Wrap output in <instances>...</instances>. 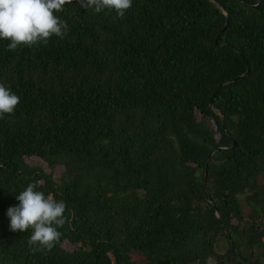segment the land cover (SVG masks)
<instances>
[{
    "label": "trees",
    "instance_id": "1",
    "mask_svg": "<svg viewBox=\"0 0 264 264\" xmlns=\"http://www.w3.org/2000/svg\"><path fill=\"white\" fill-rule=\"evenodd\" d=\"M54 14L64 39H0V264H264V0ZM30 183L66 204L46 254L10 230Z\"/></svg>",
    "mask_w": 264,
    "mask_h": 264
},
{
    "label": "clouds",
    "instance_id": "2",
    "mask_svg": "<svg viewBox=\"0 0 264 264\" xmlns=\"http://www.w3.org/2000/svg\"><path fill=\"white\" fill-rule=\"evenodd\" d=\"M73 0H0V39L9 41L8 49L14 51L18 46L33 47L47 45L52 36L64 39L68 33L67 22L54 13L65 10ZM80 6L92 9L93 13L107 10L123 18L132 8L133 0H79ZM20 103V97L0 83V119L5 114H13ZM36 183L16 195L19 204L10 207L7 216L10 230L24 233L31 230L29 246L32 250L51 251L60 241L58 231L66 222V204L57 202L52 195L47 197L36 191Z\"/></svg>",
    "mask_w": 264,
    "mask_h": 264
},
{
    "label": "water",
    "instance_id": "3",
    "mask_svg": "<svg viewBox=\"0 0 264 264\" xmlns=\"http://www.w3.org/2000/svg\"><path fill=\"white\" fill-rule=\"evenodd\" d=\"M219 37V36H218ZM218 37H217V39H218ZM217 41V40H216ZM248 73V72H247ZM223 86H225V84H223L221 87H223ZM212 97H214V94H213V96ZM210 107L211 108H213V104H212V99L210 100ZM220 114V116H221V113H219ZM206 177H207V168H206V170H205V174H204V182H203V186H205V184H206Z\"/></svg>",
    "mask_w": 264,
    "mask_h": 264
},
{
    "label": "rangeland",
    "instance_id": "4",
    "mask_svg": "<svg viewBox=\"0 0 264 264\" xmlns=\"http://www.w3.org/2000/svg\"><path fill=\"white\" fill-rule=\"evenodd\" d=\"M221 247H222V245H221Z\"/></svg>",
    "mask_w": 264,
    "mask_h": 264
}]
</instances>
